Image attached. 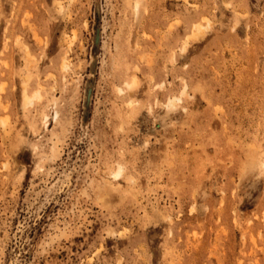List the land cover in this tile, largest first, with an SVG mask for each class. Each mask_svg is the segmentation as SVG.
I'll return each mask as SVG.
<instances>
[{"label": "rangeland", "instance_id": "rangeland-1", "mask_svg": "<svg viewBox=\"0 0 264 264\" xmlns=\"http://www.w3.org/2000/svg\"><path fill=\"white\" fill-rule=\"evenodd\" d=\"M263 163L264 0H0V264H264Z\"/></svg>", "mask_w": 264, "mask_h": 264}, {"label": "bare ground", "instance_id": "bare-ground-1", "mask_svg": "<svg viewBox=\"0 0 264 264\" xmlns=\"http://www.w3.org/2000/svg\"><path fill=\"white\" fill-rule=\"evenodd\" d=\"M201 27H202V26H201ZM200 29H201V28H200ZM200 29H199V30H200ZM63 67H64V66H63ZM64 68H68V65H65V67H64ZM36 95H37V96H35L36 98H37L38 96H40V92H39L38 94H36ZM33 99H34V98H33ZM28 100H29V99H28ZM30 102H32V100H31ZM173 102H174V101H171V103H170V104H171V106H172V105H174V103H173ZM176 103H177V102H176ZM263 167H264V163H263Z\"/></svg>", "mask_w": 264, "mask_h": 264}]
</instances>
